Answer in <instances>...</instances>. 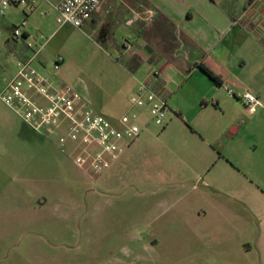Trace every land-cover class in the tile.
Segmentation results:
<instances>
[{
    "label": "rangeland",
    "instance_id": "obj_1",
    "mask_svg": "<svg viewBox=\"0 0 264 264\" xmlns=\"http://www.w3.org/2000/svg\"><path fill=\"white\" fill-rule=\"evenodd\" d=\"M0 32L1 80L15 56ZM41 56L33 67L98 115L116 124L127 111L135 91L108 44L67 29ZM241 72L217 106L197 70L166 99V125L91 177L0 101V264H264V103L251 112L242 99L264 66Z\"/></svg>",
    "mask_w": 264,
    "mask_h": 264
},
{
    "label": "crops",
    "instance_id": "obj_2",
    "mask_svg": "<svg viewBox=\"0 0 264 264\" xmlns=\"http://www.w3.org/2000/svg\"><path fill=\"white\" fill-rule=\"evenodd\" d=\"M60 1L37 0L34 10L27 15L18 6H11L0 17V29L7 33L5 45L15 59H25L31 54L28 44L38 45L42 46L37 55L38 63L42 64L41 54L48 39L70 29L80 36H95L97 42L117 50V59L124 61L123 67L129 75L130 92L135 91L138 81L148 79L156 70L157 92L166 101L170 92L181 91L187 79L200 71L199 64L206 66L220 78L221 85L212 81L217 91L210 97H202V101L212 102L217 98V106L216 94L225 87H239L245 64L264 66V0H99V8L81 28L55 26L49 30L50 24L56 22L53 6ZM144 9L153 11L151 23L144 22ZM22 21H25L23 38L15 40L12 31ZM36 31L48 34V39L39 43L34 39ZM126 39H130L137 55L122 49ZM14 71L13 64L7 75ZM252 81V91L246 93L262 105L264 78L256 72ZM210 90L214 91L213 86ZM140 136L125 147L114 166L136 153L132 146ZM239 218L237 214L235 219Z\"/></svg>",
    "mask_w": 264,
    "mask_h": 264
},
{
    "label": "built area",
    "instance_id": "obj_3",
    "mask_svg": "<svg viewBox=\"0 0 264 264\" xmlns=\"http://www.w3.org/2000/svg\"><path fill=\"white\" fill-rule=\"evenodd\" d=\"M36 1L0 0V17L11 6L20 7L27 15L34 10ZM99 5V0H61L53 6L57 14L56 24L59 27L81 28ZM142 14L144 22L151 23L153 11L144 9ZM24 27L25 21H22L13 29L12 38L22 39ZM27 46L31 54L25 59H15L14 73L0 80V101L35 131L53 133L60 152L71 153L90 177L107 170L125 147L139 137L143 128L150 124L157 127L166 125V101L148 85L149 80L158 78V71L153 70L148 79L138 81L135 93L128 99L127 111L113 124L95 113L78 92L58 88L41 75L33 67V62L42 46ZM122 49L138 54L130 39L122 42ZM242 99L251 112L260 105L249 93L243 94Z\"/></svg>",
    "mask_w": 264,
    "mask_h": 264
},
{
    "label": "trees",
    "instance_id": "obj_4",
    "mask_svg": "<svg viewBox=\"0 0 264 264\" xmlns=\"http://www.w3.org/2000/svg\"><path fill=\"white\" fill-rule=\"evenodd\" d=\"M202 73H204L211 81H213L216 85H221V80L218 76H216L210 69H208L206 66L199 64L197 66ZM148 85L152 87L154 91L159 90V85L157 84V81L154 79H151L148 81Z\"/></svg>",
    "mask_w": 264,
    "mask_h": 264
},
{
    "label": "water",
    "instance_id": "obj_5",
    "mask_svg": "<svg viewBox=\"0 0 264 264\" xmlns=\"http://www.w3.org/2000/svg\"><path fill=\"white\" fill-rule=\"evenodd\" d=\"M234 132V130L233 131H231V133H233ZM231 133L229 134V136H231Z\"/></svg>",
    "mask_w": 264,
    "mask_h": 264
}]
</instances>
